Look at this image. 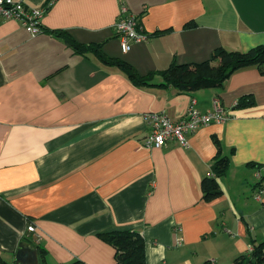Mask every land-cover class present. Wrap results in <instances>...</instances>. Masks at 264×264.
<instances>
[{"label":"crops","instance_id":"obj_1","mask_svg":"<svg viewBox=\"0 0 264 264\" xmlns=\"http://www.w3.org/2000/svg\"><path fill=\"white\" fill-rule=\"evenodd\" d=\"M23 1L46 11L38 35L0 20L1 258L115 264V248L98 234L136 230L147 264H236L251 238L264 241V196L255 197L264 186L256 175L264 167L263 67L238 69L221 87L139 86L46 30L99 45L159 84L173 62L264 45V0ZM122 4L148 35L128 52L114 26ZM243 96L252 103L239 105ZM193 99L202 112L218 102L228 118L200 127L185 147L145 145L148 113L177 121ZM216 140L230 163L218 179L222 194L206 201ZM21 248L27 256L17 261Z\"/></svg>","mask_w":264,"mask_h":264},{"label":"trees","instance_id":"obj_2","mask_svg":"<svg viewBox=\"0 0 264 264\" xmlns=\"http://www.w3.org/2000/svg\"><path fill=\"white\" fill-rule=\"evenodd\" d=\"M52 2L49 3L50 8ZM193 25L189 23L188 26ZM51 34L61 38L75 53L87 55L94 54L102 63L120 68L130 80L139 86H174L180 91L199 90L211 87H221L224 82L238 69L258 66L264 68V45L255 46L247 51L228 50L218 47L212 56L201 62L177 63L173 62L167 69L161 71L164 82L152 83L149 76L141 75L129 62L116 57L108 56L99 45H86L77 42L66 30L46 29ZM252 98L243 96L239 99V105L252 103ZM219 148L218 157L213 163V173L202 181L203 198L206 201L220 196L222 189L218 182L229 167L230 158L222 156L220 142L216 140ZM101 239L115 248V264H147L145 254V240L136 230H112L98 234ZM252 248L247 254L239 255L235 259L236 264H264V241L256 242L251 238ZM44 254L45 250L40 249ZM0 264H11L0 257ZM44 264V263H41ZM70 264H86L77 259Z\"/></svg>","mask_w":264,"mask_h":264},{"label":"built area","instance_id":"obj_3","mask_svg":"<svg viewBox=\"0 0 264 264\" xmlns=\"http://www.w3.org/2000/svg\"><path fill=\"white\" fill-rule=\"evenodd\" d=\"M45 11L46 8L29 6L23 0H0V20L19 21L32 35L43 32L40 19ZM114 26L120 38L123 52H128L133 43L148 39V35L144 33L143 27L139 23V16L125 4H122ZM227 118V110L218 102H215L212 110L202 112L195 107L194 99L187 113L177 121L169 118L165 112L148 113L145 119L150 130L145 145L163 147L169 142H174L185 147L189 144V136L200 127L213 122H223ZM256 175L262 178L264 167L258 169ZM263 196L264 186L255 193L258 200H261ZM35 230L34 224L28 226V231Z\"/></svg>","mask_w":264,"mask_h":264},{"label":"water","instance_id":"obj_4","mask_svg":"<svg viewBox=\"0 0 264 264\" xmlns=\"http://www.w3.org/2000/svg\"><path fill=\"white\" fill-rule=\"evenodd\" d=\"M25 256H27V254L25 253L24 250L19 249L18 253H17V256H16V260L17 261H21V259H23Z\"/></svg>","mask_w":264,"mask_h":264}]
</instances>
